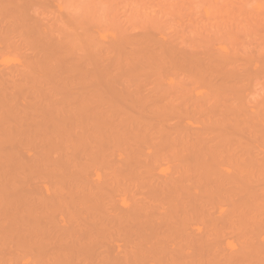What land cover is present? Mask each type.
I'll return each mask as SVG.
<instances>
[{"label":"rangeland","instance_id":"rangeland-1","mask_svg":"<svg viewBox=\"0 0 264 264\" xmlns=\"http://www.w3.org/2000/svg\"><path fill=\"white\" fill-rule=\"evenodd\" d=\"M0 250L264 264V0H0Z\"/></svg>","mask_w":264,"mask_h":264},{"label":"bare ground","instance_id":"bare-ground-1","mask_svg":"<svg viewBox=\"0 0 264 264\" xmlns=\"http://www.w3.org/2000/svg\"><path fill=\"white\" fill-rule=\"evenodd\" d=\"M94 75H95V74H94ZM95 76H96V75H95ZM95 78H96V77H95ZM96 79H97V78H96ZM96 79H95V80H96ZM5 117H6V116H5ZM227 174H230V173L228 172ZM225 175H226V174H225ZM232 176H233V175H232ZM156 177H158V175H157ZM229 177H230V176H229ZM229 177H228V178H229ZM162 178H163V177H162ZM166 178H167V177H166ZM213 178H214V177H213ZM217 178H218V177H217ZM219 178H220V180H221V176H220ZM231 178H232V177H231ZM155 179H156V178H155ZM159 179H160V178H159ZM209 179H210V177H209ZM157 180H158V179H157ZM166 180H167V179H166ZM220 180H217V181H220ZM222 180L224 181V179H222ZM225 180H226V179H225ZM229 180H230V179H229ZM223 181H222V182H223ZM159 182H160V181H159ZM211 182H212V181H211ZM215 182H216V181H215ZM222 182H221V183H222ZM225 182H226V181H225ZM230 182H231V181H230ZM232 183H233V182H232ZM232 183H229V181H228V184H226V183H225V184H226V185H229V184H232ZM162 184H163V182H162ZM167 184H168V183H167ZM216 184H217V183H216ZM218 184H219V183H218ZM233 184H235V183H233ZM233 184H232V185H233ZM163 185H164V184H163ZM160 186H161V185H160ZM160 186H158V187H159V188H163L162 186H161V187H160ZM233 187H234V186H233ZM233 187H232V189H231V185H230V187H229L230 190H232V192H233ZM235 187H236V185H235ZM235 187H234V188H235ZM237 188H238V187H237ZM235 189H236V188H235ZM228 190H229V189H228ZM240 190H241V189H240ZM42 192H43V191H42ZM241 192H242V191H241ZM243 192H244V191H243ZM228 193H229V192H228ZM233 193H235V192H233ZM236 193H239V194H240L239 191L236 192ZM27 194H31V193H27ZM36 194H37V193H36ZM230 194H231V193H230ZM38 195H39V193H38ZM46 195H47V194H46ZM231 195H233V194H231ZM241 195H242V194H241ZM241 195H240V196H241ZM25 196H26V195H25ZM234 196H235V195H234ZM240 196L237 195V197H239V198L241 199ZM242 196H243V195H242ZM34 197H35V196H34ZM41 197H42V196H41ZM28 199H30V198H28ZM28 199H27V200H28ZM34 199H35V198H34ZM234 199H235V198H234ZM37 200H39V199H37ZM43 200H44V199H43ZM45 200H46V199H45ZM236 200H238V199H236ZM23 201H24V200H23ZM31 201H33V200H31ZM40 201H41V200H40ZM27 202H28V201H27ZM45 203H46V202H45ZM22 205H23V204H22ZM25 205H26V207L29 206V205H27V204H25ZM25 205H24V206H25ZM37 205H38V204H37ZM39 205H40V204H39ZM19 207H20V206H19ZM26 207H25V208H26ZM112 207H113V206H112ZM114 207H115V206H114ZM135 207H136V206H135ZM135 207H134V208H135ZM138 207H139V206H138ZM108 208H109V207H108ZM108 208H107V209H108ZM134 208H132V210H135ZM23 209H24V208H23ZM23 209H22V210H23ZM104 209H105V208H104ZM113 209H114V208H113ZM116 209H118V208H116ZM26 210H27V209H26ZM108 210H109V209H108ZM129 210L131 211V209H129ZM24 211H25V210H24ZM111 211H112V210H111ZM130 211H129V212H130ZM108 212H109V211H108ZM116 212H117V211H116ZM129 212H127V213H129ZM137 212H138V211H137ZM167 212H168V211H167ZM26 213H27V212H26ZM106 213H107V212H106ZM133 213H135V212L133 211ZM143 213H144V211H143ZM160 213H161V212H160ZM160 213H159V214H160ZM163 213H164V212H163ZM23 214H24V213H23ZM114 214H115V213H114ZM114 214H112V215L114 216ZM116 214H117V213H116ZM137 214H138V213H137ZM102 215H103V214H102ZM156 215H157V214H156ZM161 215H162V214H161ZM161 215H159V216H161ZM88 216H89V215H88ZM103 216H104V215H103ZM107 216H108V214L105 215L104 217H107ZM116 216L118 217V218L116 217L118 220H117V219H114L115 221H117L116 224H115V222H113L115 226H117V225H120V226H121V224H119V223L124 224V221H126V220H130V218H132V217H136V216H132V217L130 216V217H129V215H126V214H125V215H118V214H117ZM138 216H140V214L137 215V219L139 218ZM153 216H154V215H153ZM162 216H163V215H162ZM48 217H49V216H48ZM84 217H85V216H84ZM109 217H111V216L109 215ZM144 217H145V216H144ZM156 217L158 218V216H156ZM20 218H21V216L19 217V220H22V219H23V218H21V219H20ZM27 218H29V215L27 216ZM45 218H46V217H45ZM76 218H77V217H76ZM99 218H100V217H99ZM113 218H115V217H113ZM140 218L143 219L142 216H140ZM160 218H163V217H160ZM71 219H72V218H71ZM81 219H83V217H82ZM86 219H87V218L85 217V220L83 219L82 221H87ZM110 219H112V218H110ZM144 219H145V218H144ZM19 220H17V221H19ZM54 220H55V219H54ZM72 220H73V219H72ZM74 220H75V219H74ZM89 220H90V219H88V221H89ZM94 220H95V219H94ZM99 220H100V219H99ZM103 220H104V219H103ZM108 220H109V219H108ZM132 220H133V218H132ZM132 220H131V222H132ZM140 220H141V219H140ZM154 220H155V219H154ZM160 220H161V219H160ZM57 221H58V220H57ZM57 221H56V223H59V222H57ZM75 221H77V220H75ZM82 221H81V222H82ZM92 221H93V219H92ZM95 221H96V220H95ZM95 221H94V222H95ZM105 221H107V220H105ZM109 221H110V220H109ZM112 221H113V220H112ZM118 221H119V222H118ZM134 221H135V219H134ZM152 221H153V220H152ZM152 221H150V222H152ZM155 221H156V220H155ZM23 222H24V221H23ZM26 222H27V221H26ZM32 222L34 223V221H32ZM32 222H31V223H32ZM61 222H62V221H61ZM66 222H67V221H66ZM94 222H93V223H94ZM153 222H154V221H153ZM27 223H28V222H27ZM31 223H30V224H31ZM33 223H32V224H33ZM56 223H55V224H56ZM63 223H64V222H63ZM63 223H62V224H63ZM70 223H71V222H70ZM90 223H92V222H90ZM101 223H102V222H101ZM111 223H112V222H111ZM133 223H134V222H133ZM135 223H136V222H135ZM135 223H134V224H135ZM137 223H138V222H137ZM145 223H146L145 226H148V225H147L148 222H145ZM154 223H155V222H154ZM17 224H18V223H17ZM19 224H20V222H19ZM32 224H31V225H32ZM36 224H37V222H36ZM53 224H54V222H53ZM80 224H83V222L80 223ZM99 224H100V222H99ZM107 224H108V222H107ZM129 224H130V223H129ZM131 224H132V223H131ZM139 224H140V223H139ZM139 224H138V225H139ZM158 224H159V223H158ZM163 224H164V223H163ZM163 224H162V225H163ZM180 224H181V223H180ZM27 225H29V223H28ZM56 225H57V224H56ZM56 225H55L54 227H56ZM63 225H65V224H63ZM63 225L58 224L57 227H59V228H57V229H61ZM68 225H70V224L68 223ZM72 225H75V224H72ZM72 225H71V226H72ZM83 225H84V224H83ZM102 225H103V223L101 224V226H102ZM124 225H125V224H124ZM124 225H122V226H124ZM132 225H133V224H132ZM132 225H129V226H132ZM136 225H137V224H136ZM141 225H142V224H141ZM183 225H184V224H183ZM185 225H186V224H185ZM185 225H184V226H185ZM71 226H70V227H71ZM81 226H82V225H81ZM81 226H80V227H81ZM89 226H90V225H89ZM92 226H93V225H92ZM92 226H91V227H92ZM111 226H112V225H111ZM111 226H109V227H111ZM120 226H119V227L117 226V227L120 228ZM122 226H121V227H122ZM145 226L142 225V228L144 229ZM153 226H154V225H153ZM156 226H157V225H156ZM160 226H161V225H160ZM188 226H190V225H188ZM21 227H22V226H21ZM29 227H30V225H29ZM47 227H48V226H47ZM66 227H67V226H65V228H66ZM78 227H79V225H78ZM84 227H86V226H84ZM94 227H96V226H94ZM94 227H93V228H94ZM124 227H125V226H124ZM135 227H136V226H135ZM151 227H152V226H151ZM154 227H155V226H154ZM178 227H179V226H178ZM186 227H187V225H186ZM191 227H192V226H191ZM191 227H190L189 231L192 230ZM43 228H45V227H43ZM52 228H53V227H52ZM86 228H87V227H86ZM88 228H89V227H88ZM93 228H91V229H93ZM105 228H106V226H105ZM105 228H104V229H105ZM115 228H116V227H115ZM126 228H127V227H126ZM136 228H137V227H136ZM149 228H150V227H149ZM156 228H157V227H156ZM181 228H182V226H181ZM50 229H51V227H50ZM54 229H55V228H54ZM66 229H68V227H67ZM73 229H74V228H72L71 230H73ZM122 229H123V228H122ZM134 229H135V228H134ZM143 229H142V230H143ZM151 229H152V228H151ZM151 229H150V230H151ZM183 229H184V228H183ZM185 229H186V228H185ZM185 229H184V230H185ZM193 229H194V228H193ZM47 230H48V229H47ZM47 230L45 229L44 231L47 232ZM62 230L64 231L65 229H62ZM62 230L60 231V234H61V232H63ZM74 230H75V229H74ZM96 230H97V229H96ZM108 230H109V229H108ZM114 230H115V229H114ZM146 230H147V229H146ZM148 230H149V229H148ZM175 230H178V229H175ZM179 230H181V229H179ZM195 230H196V229H195ZM50 231H52V230H50ZM50 231H48V232H50ZM83 231H84V230H83ZM122 231H123V230H122ZM126 231H127V230H126ZM130 231L132 232V230H130ZM133 231H135V230H133ZM140 231H141V230H140ZM181 231H182V230H181ZM193 231H194V230H193ZM53 232H54V230H53ZM56 232H58V231L56 230ZM66 232L69 233V234H67V233H65V234L69 235V237L71 238V236H70L71 231H69V232L66 231ZM76 232H77V231H76ZM79 232L82 233L81 231H79ZM97 232H98V231H97ZM112 232L115 233L114 231H112ZM118 232H119V231H118ZM151 232H152V231H151ZM157 232H158V231H157ZM176 232H177V234H178V231H176ZM196 232H197V231H196ZM28 233H29V232H28ZM39 233H40V232H39ZM44 233H45V232H44ZM77 233H78V232H77ZM85 233H86V231H85ZM85 233H84V234H85ZM90 233H91V232H90ZM93 233H94V232H93ZM152 233H153V232H152ZM179 233H180V231H179ZM197 233H198V232H197ZM37 234H38V233H37ZM55 234H56V233H55ZM55 234H54V235H55ZM58 234H59V233H58ZM65 234L62 233V235H65ZM97 234H99V232H98ZM121 234H122V233H121ZM132 234H133V233H132ZM139 234H140V233H139ZM157 234H158V233H157ZM188 234H191V233H188ZM51 235H52V232H51ZM56 235H57V234H56ZM62 235H61V236H62ZM73 235H74V234H73ZM87 235H88V234H87ZM89 235H90V234H89ZM100 235H101V234H100ZM100 235H99V236H100ZM105 235H106V234H105ZM105 235H103V236L105 237ZM114 235H115V234H114ZM118 235H119V234H118ZM134 235H135V234H134ZM142 235H143V234H142ZM145 235H146V234H145ZM145 235L143 236V238H145ZM151 235H152V234H151ZM186 235H187V232H186ZM199 235H200V234L198 233V236H199ZM201 235H202V234H201ZM36 236H38V235H36ZM57 236H58V235H57ZM57 236H56V237H57ZM84 236H86V234H85ZM84 236H83V237H84ZM121 236H122V235H121ZM139 236H140V235H139ZM146 236H147V235H146ZM149 236H150V235H149ZM161 236H162V235H161ZM194 236H196V235H194ZM59 237H60V236H59ZM83 237H82V238H83ZM93 237H94V235H93ZM100 237H101V236H100ZM100 237H99V238H100ZM190 237H191V236H190ZM192 237H193V236H192ZM52 238H54V237H52ZM73 238H74V237H73ZM75 238H77V237H75ZM85 238H87V237H85ZM95 238H96V237H95ZM115 238H116V235H115ZM141 238H142V237H141ZM143 238H142V239H143ZM149 238H150V237H148L147 239L149 240ZM160 238H161V237H160ZM188 238H189V237H188ZM201 238H203V237L201 236ZM205 238H206V237H205ZM48 239H49V238H48ZM64 239H65V238H64ZM102 239H103V238H102ZM102 239L99 240V241H102ZM105 239H106V238H105ZM105 239H103L105 242L108 241L107 239H106V240H105ZM121 239H122V238H121ZM135 239H136V238H135ZM142 239H141V240H142ZM185 239H186V238H185ZM192 239H193V238H192ZM196 239H197V238L195 237V239H193V241L196 240ZM198 239H199V238H198ZM203 239H204V238H203ZM203 239H202V240H203ZM53 240H55V239H53ZM58 240H59V239H58ZM72 240H73V239H72ZM92 240H93V239H92ZM137 240H138V238H137ZM152 240H153V239H152ZM159 240H160V239H159ZM182 240H183V239H182ZM188 240H189V239H188ZM199 240H200V239H199ZM48 241H50V240H48ZM51 241H52V239H51ZM60 241H61V240H60ZM60 241H59V242H60ZM62 241H63V240H62ZM64 241H65V240H64ZM77 241H78V240H77ZM82 241H84V239H83ZM86 241H88V240H86ZM94 241H95V240H94ZM94 241H93V242H94ZM145 241H146V240H145ZM149 241H150V240H149ZM161 241H162V239H161ZM186 241H187V240H186ZM190 241H191V240H189L188 242H190ZM205 241H206V239H205ZM207 241H208V240H207ZM56 242H57V241H56ZM65 242H66V241H65ZM68 242L73 243V241H72V242H71V241H68ZM95 242H96V241H95ZM157 242H158V241H157ZM157 242H156V244H157ZM191 242H192V241H191ZM191 242H190V243H191ZM32 243H33V242H32ZM57 243H58V242H57ZM88 243H89V242H88ZM90 243H92V241H91ZM96 243H97V242H96ZM96 243H94V244H96ZM144 243H145V242H144ZM190 243H187V244L190 245ZM198 243H199V242H198ZM208 243H209V242H208ZM36 244H37V243H36ZM38 244H39V243H38ZM38 244H37V247H38ZM49 244H50V242H49ZM63 244H64V243H63ZM63 244H62V245H63ZM75 244H76V243H75ZM83 244H84V243H83ZM83 244H82V245H83ZM98 244L101 245L102 243H99V242H98ZM104 244H105V243H104ZM104 244H103V245H104ZM145 244H146V243H145ZM145 244H144V246H145ZM150 244H151V243H150ZM159 244L161 245V243H159ZM185 244H186V243H185ZM195 244L197 245V243H195ZM195 244H194V245H195ZM199 244H201V242H200ZM40 245H42V243H40ZM43 245H44V244H43ZM52 245H53V244H52ZM52 245H50V246L53 247L54 245H53V246H52ZM55 245H56V244H55ZM68 245H69V244H68ZM90 245H91V244H90ZM99 245H95V246H99ZM105 245H106V244H105ZM142 245H143V244H141V246H142ZM157 245H158V244H157ZM157 245H156V246H157ZM160 245H159L158 247H160ZM191 245H192V244H191ZM196 245H195V247H196ZM33 246H34V244H33ZM64 246H65V245H64ZM69 246H70V245H69ZM69 246H67V247H69ZM108 246H109V245H108ZM197 246H198V245H197ZM203 246H204V244H203ZM35 247H36V245H35ZM41 247H42V246H41ZM44 247H45V246H44ZM73 247H74V245H72L71 248H73ZM75 247H76V246H75ZM82 247H85V245L82 246ZM89 247H90V246H89ZM104 247H105V246H104ZM109 247H110V246H109ZM149 247H150V246H149ZM46 248H49V246L47 245ZM46 248H45V249H46ZM61 248H62V247H61ZM65 248H66V247H65ZM69 248H70V247H69ZM80 248H81V247H80ZM92 248H93V247H92ZM96 248H97V247H96ZM144 248H145V247H144ZM147 248H148V247H147ZM154 248H156V247H154ZM192 248L194 249V247H192ZM204 248H205V247H204ZM208 248H209V247H208ZM45 249H44V250H45ZM56 249H57V248H56ZM58 249H59V248H58ZM76 249H77V247H76ZM88 249L90 250V248H88ZM88 249H87V250H88ZM134 249H136V248H134ZM134 249H133V250H134ZM152 249H153V248H152ZM160 249H161V248H160ZM170 249H172V247H171ZM37 250H39V248H37ZM48 250H49V249H48ZM52 250H54V249H52ZM80 250H81V249H80ZM80 250H79V252H80ZM95 250H96V249H95ZM99 250H100V249H99ZM99 250H98V251H99ZM108 250H109V249H108ZM146 250H147V249H146ZM161 250H162V249H161ZM0 251H3V250H0ZM42 251H43V250H42ZM56 251H57V250H56ZM137 251H138V250H137ZM137 251H136V252H137ZM166 251H170V250L168 249V250H165V252H166ZM37 252H38V251H37ZM37 252H36V254L39 255V254L41 253V249H40V253L38 252L39 254H38ZM49 252H50V251H49ZM53 252H54V251H53ZM59 252H60V250H59ZM59 252H58V253H59ZM64 252H65V251H64ZM67 252H68V251H67ZM75 252H76V251H75ZM91 252H92V251H91ZM96 252H97V251H96ZM96 252H95V253H96ZM108 252H109V251H107V253H108ZM155 252H156V251H155ZM155 252H154V253H155ZM189 252H190V251H189ZM44 253H45V252H44ZM51 253H52V251H51ZM54 253H55V252H54ZM65 253H66V252H65ZM71 253H72V251H71ZM98 253H100V252H98ZM98 253H96V254L98 255ZM105 253H106V252H104V254H105ZM109 253H110V252H109ZM129 253H130V252H129ZM61 254H62V253H61ZM63 254H64V253H63ZM72 254H73V253H72ZM113 254H114V253H113ZM115 254H116V252H115ZM115 254H114V258L116 257ZM119 254L122 255V256L127 257V254H126V253H125L126 255H125V254L123 255V254H121V253H119ZM130 254H131V253H130ZM130 254H129V255H130ZM161 254H162V252H161ZM179 254H180V253H178V256L180 257ZM183 254H184V253H183ZM210 254H211V253H210ZM230 254H231V253H230ZM40 255H41V254H40ZM48 255H49V254H47V256H48ZM67 255H68V254H67ZM73 255H74V254H73ZM78 255H79V254H78ZM89 255H90V254H89ZM105 255H107V254H105ZM116 255H117V254H116ZM135 255H137V254H135ZM135 255H134V256H135ZM159 255H160V254H159ZM189 255H190V254H189ZM224 255H225V254H224ZM41 256H46V255L44 254V255H41ZM52 256H53V253H52ZM52 256H51V257H52ZM57 256H58V255H57ZM71 256H72V255H71ZM71 256H70V257H71ZM92 256H93V255H92ZM110 256H111V255H110ZM130 256H131V255H130ZM182 256H183V255H182ZM185 256H186V255H185ZM208 256H209V255H208ZM232 256H233V255H232ZM232 256L230 255V257H232ZM48 257H49V256H48ZM97 257H98V256H97ZM101 257H102V256H101ZM104 257H105V256H104ZM107 257H109V256H107ZM107 257H105V258H107ZM125 257H124V258H125ZM132 257H133V256H132ZM136 257H137V256H136ZM162 257H163V256H162ZM176 257H177V255H176ZM176 257H175V258H176ZM198 257H199V256H198ZM202 257H203V256H202ZM209 257L212 258V256H209ZM225 257H226V256H225ZM228 257H229V255H228ZM54 258H55V257H54ZM122 258H123V257H122ZM168 258H169V257H168ZM184 258H185V257H184ZM184 258H183V260H184ZM186 258H187L188 260L190 259V258H188V257H186ZM219 258H220V257H219ZM103 259H104V258H103ZM111 259H113V258H111ZM111 259H110V260H111ZM115 259H117V257H116ZM180 259H181V257H180ZM187 259H185L186 263H187ZM192 259H193V258H192ZM221 259H222V258H221ZM223 259H224V258H223ZM225 259H226V258H225ZM225 259H224V260H225ZM107 260H108V258H107L105 261L107 262ZM124 260H126V258H125ZM131 260H132V258H131ZM158 260H159V259H158ZM160 260H161V259H160ZM174 260H176V259H174ZM178 260H179V259H178ZM181 260H182V259H181ZM183 260H182V261H183ZM210 260L212 261V259H210ZM228 260H229V259H228ZM50 261H51V260H50ZM55 261H56V260H55ZM108 261H109V260H108ZM116 261H117V260H116ZM137 261H138V259H137ZM137 261H136V262H137ZM166 261H167V260H166ZM179 261H180V260H179ZM185 261H183V262L185 263ZM193 261H194V259H193ZM216 261H219V260L216 259ZM229 261H230V260H229ZM52 262H53V261H52ZM112 262H114V261L112 260ZM126 262H127V261H126ZM131 262H132V261H131ZM159 262H160V261H159ZM175 262H176V261H175ZM183 262H182V263H183ZM189 262L192 263V261H188V264H189ZM194 262H195V261H194ZM194 262H193V263H194ZM25 263H26V262H25ZM59 263H60V262H59ZM100 263H101V262H100ZM107 263L109 264V262H107ZM162 263H163V260H162ZM164 263H165V262H164ZM169 263H170V262H169ZM169 263H167V264H169ZM180 263H181V261H180ZM186 263H185V264H186ZM223 263H224V262H223ZM21 264H23V263H21ZM26 264H27V263H26ZM28 264H29V263H28ZM103 264H104V263H103ZM110 264H111V262H110ZM112 264H113V263H112ZM118 264H119V263H118ZM123 264H125V263H123ZM133 264H134V263H133ZM194 264H195V263H194Z\"/></svg>","mask_w":264,"mask_h":264}]
</instances>
